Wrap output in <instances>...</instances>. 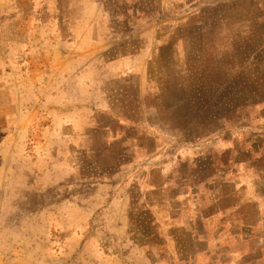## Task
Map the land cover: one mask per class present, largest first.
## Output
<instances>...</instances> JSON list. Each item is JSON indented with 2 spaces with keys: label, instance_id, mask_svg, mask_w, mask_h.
<instances>
[{
  "label": "rangeland",
  "instance_id": "rangeland-1",
  "mask_svg": "<svg viewBox=\"0 0 264 264\" xmlns=\"http://www.w3.org/2000/svg\"><path fill=\"white\" fill-rule=\"evenodd\" d=\"M0 264H264V0H0Z\"/></svg>",
  "mask_w": 264,
  "mask_h": 264
}]
</instances>
